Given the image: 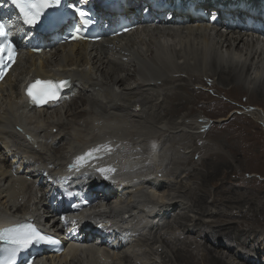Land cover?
Segmentation results:
<instances>
[{"label": "bare ground", "instance_id": "6f19581e", "mask_svg": "<svg viewBox=\"0 0 264 264\" xmlns=\"http://www.w3.org/2000/svg\"><path fill=\"white\" fill-rule=\"evenodd\" d=\"M177 3L180 8L171 23L159 20V15L165 13L157 8L155 13L146 15L147 20L142 16L146 28L115 39L68 42L42 54L23 53L3 79L0 228L28 215L39 220L42 210L49 214L55 207L49 208L46 192L52 196L50 203L57 202L63 207L60 189L70 184L68 174L72 171L68 167L71 164L73 170L77 166L76 156L104 142L115 147L113 152L99 153L87 165L93 163L96 170L104 169L115 175L119 190L95 196V190L90 192L92 199L107 201L105 212H94L92 217L104 216L109 226L123 231L122 249L114 251L112 241L106 246L113 251L106 246H85L90 245L86 241L88 235L91 237L87 228L66 224L62 225L66 233L80 241L68 243L64 253L52 255L42 264H233L231 259L235 258L239 261L234 264H262L259 252L264 254V238L260 237L261 243L255 247L258 256L250 262L246 252L252 254L250 250L254 247L236 240L231 230L230 224L235 219L234 213L229 212L241 208L240 201H224L220 209L215 206L212 209L208 197L220 203L229 191L220 188L224 182L214 181L218 175L216 167L203 173L199 170L200 160L194 161L190 154L194 149L201 152L200 146L194 147L195 141L203 138L202 132L209 122L204 116L193 114L197 96H202L203 105L209 108L215 106L214 99H220L221 95L244 92L250 98L249 116L264 125L261 112L264 25L254 24L252 29L248 26L253 25L246 20L252 10L264 8V0H177ZM196 7L206 9L208 17L194 16L190 9ZM223 10L229 14L226 21L219 16ZM154 22L156 26H152ZM38 77L68 79L69 99L54 108L33 110L27 106L22 85ZM204 78L213 79L207 89L196 84L206 81ZM219 106L228 107L221 101L215 107ZM177 109L179 112L174 114L172 111ZM233 116L230 134L217 138L230 142L228 152L207 154L206 150L204 164L215 161L216 155L217 160L235 172L227 164L237 162L239 149L243 161L258 158L256 150L251 154L248 150L261 137L247 128L251 125L248 119L242 122L240 116ZM186 136L192 144L187 145ZM167 140L171 144H166ZM187 147H193L190 154L183 151ZM172 155L180 158H170ZM52 174L56 176L49 180ZM77 179L80 193H85L88 182L84 183L82 174ZM94 179L95 176L92 182ZM198 179L199 184L194 182ZM39 180L41 184L37 185ZM225 181L229 183L227 177ZM235 181L230 185L242 184L241 187L255 193L264 190L262 185H254L253 177ZM208 182L214 185V190L208 189ZM106 195L108 199H104ZM257 197L256 203L249 205L251 213H245L248 224L235 227L238 233L264 235V199ZM208 216L213 218L207 219ZM177 230H181L180 236ZM223 240L232 243L222 245ZM7 258L8 246L0 244V259Z\"/></svg>", "mask_w": 264, "mask_h": 264}, {"label": "rangeland", "instance_id": "374dc122", "mask_svg": "<svg viewBox=\"0 0 264 264\" xmlns=\"http://www.w3.org/2000/svg\"><path fill=\"white\" fill-rule=\"evenodd\" d=\"M204 79L206 80V78H204ZM208 80L209 79H207L206 81H203V82L198 81V82H196V84H198L197 86H199L201 89L203 87H204L203 89H207L209 87V85L211 83H213V79H210L209 81ZM206 82H207V84H206ZM193 84L195 85V82L194 81H193ZM196 93L197 92H193V94L195 96H197ZM219 97H220V99L219 98H215L214 101H213V103L216 101L215 103L217 104V102L221 101V103L224 102V104H227L228 107H221V106H219V108H217V107H215L216 106V104H215V106H210L209 108H207L205 105H203L204 104V100H203L204 98H202V96H200V97L197 96V98H199L200 101L197 100L198 103L197 102L195 103V106H194L195 107V110L193 111V114H200V116H204L203 118L209 121V122H207V125L204 127L205 129L202 132L203 138H199L198 140H196L195 141V145H194V147L197 146V145L200 146L202 150H201V152H199V150H195L194 149L192 151V153H191V150L193 149V147H187V148H183V151L185 152V154H190L191 153L190 155L192 157H194L193 158L194 161L200 160L199 161V165H200V167H202V169H199V170L203 171V173H205L206 171H208V169H212V167H216V169L218 171V175L214 178V179H216L214 181L217 184H220V182H224V184L221 185L220 188L223 189V190L224 189H227L226 192L229 191L228 193H225L223 195V197L225 199H223L222 202H220V203L217 202L218 200H216V201L213 202L212 201L213 200L212 197H208L209 199L207 198L208 199V203L210 204V207H212V209L214 208V206L215 207H218L220 209L222 207V205L224 203H227L228 201H229L228 203H233L236 200H239L240 201V207L241 208H237L239 206V203L236 202L234 204L235 205L234 207H236L237 210L235 209L234 212H233V210H232V212H229V213H234L233 214V220L235 219L234 222L232 221L230 225L233 226L231 228V230L235 232L234 233V238L236 240L247 244L248 246H250V248H252V246L254 247L253 248L254 250L253 249L250 250L252 254L246 252L247 253V258H249V256H250V262H251L253 259H255L258 256L255 253V252H257L255 250V247H257L258 244L261 243L260 241L264 238V235L263 234H258L257 235V234L250 233V234H248V236H246V231L245 232L243 231L244 233L243 232L238 233L236 231V228H238L239 225L246 226V224H248V222H246L248 220L247 217H246V214H249V212H250L248 208L251 205H253V204L256 203V201L258 200V197L257 196H262L261 199H264V190L261 193H255V192L249 190V188L241 187L242 184H236V183H232V185H230V184H231V182H234L235 180L239 181V178H242V177H244V178H246V177H253L254 180H255V182H256V184H254V185H259V186L262 185V187L264 188V125L262 123L260 124L255 119H253L252 116H249L248 111L250 110L249 107H251L250 104H249V99L250 98H249V96L246 93L242 92L241 94H238V93H233L232 92V93H229V94L221 95ZM227 97H228V99H226ZM238 101H241V102L238 103ZM236 104H239V105H236ZM177 110H174L172 112H174V114H176V113L179 112V109H177ZM261 112H262V114H264V111L263 110ZM233 115H236V117H239L240 116L242 122H244L245 118L248 119L249 122H251L250 123L251 125L250 126H247V128L252 132V134H254V135L257 134L259 137H261V139L255 144V146L253 147V149H249L248 150V153H250V154L253 153L256 150L255 152L259 153L258 158H254V159H249V158H246L245 159L244 158V160L246 161L245 162V161H243V157L240 158V156L243 154V152L239 149L238 150V160H237V162L236 163H233V165H232V163H228L227 164L228 167H234L237 170L235 172L234 171H231V168H226L225 167L226 166L225 164L223 165L221 161L217 160L216 155L214 156L215 157V161H213L212 163L210 162L208 164L207 163L204 164V162H206V160H207V158H206L207 156L204 155V154H206L207 152H208L207 154H209L210 152H216V151H220L222 154H223V151L224 152H228V149H229L228 147L230 146V142H227V141L222 140V139H217V138L220 137V136H223V135L224 136H227V135L230 134V131H231V123H232L230 121L232 120L233 117H235ZM218 118H221V120H219L220 122L219 121L216 122ZM212 119H214V122L213 123H212V121H213ZM78 125H79V123H78ZM145 129H147V128H145ZM186 140H187V145L192 144V142L190 141L191 138L189 136H186ZM213 140H214V142H213ZM218 140H220V142L217 143ZM152 141H154V139ZM166 144H171V143H170V141L167 140L166 141ZM235 144H238V143H235ZM153 145H154V143L151 144V147H153ZM208 145L209 146L211 145L210 148H209ZM216 145H218V148H217ZM204 146H206V147H204ZM215 148H217V149H215ZM258 149H260V150H258ZM206 150H207V152L204 153ZM153 151H155V147H154ZM176 152H177V150H176ZM176 152H175V154H177ZM177 156H178V154H177ZM170 158L179 159L180 156L177 158L176 155H175V157H174V155H172ZM184 159H185V156H184V158L182 160H184ZM167 160H169V159H167ZM217 162H220V163H217ZM215 163H217V164H215ZM237 163H238V165H237ZM257 163H259V164H257ZM226 177H227V180L229 181V183H227L225 181L226 180ZM237 181H235V182H237ZM194 182L197 183V184L201 183L200 182V179L195 180ZM208 186H209L208 187L209 190H214L215 189L214 185L212 183H210V182H208ZM211 198H212V200H211ZM245 200H246V202H245ZM186 201H188V200H186ZM243 203H244V205H243ZM240 209H241V212H240ZM238 212L240 214H238ZM241 216H243L245 218L242 219ZM211 218H213V217L208 216L207 219H211ZM239 221L241 223H239ZM255 224H258V223H255ZM179 225L180 224H177V227ZM195 231L196 230H194V232ZM179 233H181V230H177L178 236L181 235ZM241 235H242V237L244 236L243 239H241ZM182 236H184V235H182ZM256 237H258V239H256ZM239 239H241V240H239ZM252 239H254V240H252ZM223 242L224 243L222 245H228L227 243H229L231 241L230 240H223ZM242 246H244V245H242ZM259 253H261V255H262L261 260L263 261L262 264H264V260H263L264 259V254H263V252H259ZM243 256H245V254ZM236 260L239 261V258H235V260L231 259V262L232 263L233 262L235 263ZM260 264H261V262H260Z\"/></svg>", "mask_w": 264, "mask_h": 264}, {"label": "snow or ice", "instance_id": "6c2138e0", "mask_svg": "<svg viewBox=\"0 0 264 264\" xmlns=\"http://www.w3.org/2000/svg\"><path fill=\"white\" fill-rule=\"evenodd\" d=\"M18 5L23 13L24 20L27 24H35L41 14V11L50 7V0H31L30 3L25 4L21 0H13ZM55 4H59L60 0H54ZM84 16L83 11L80 12ZM0 38H7L6 26L0 22ZM7 53L8 60L13 61L14 46L11 42L4 43L0 41V67L4 59V54ZM3 76V71H0V78ZM66 82H59V86H64ZM27 94L32 103L42 104L47 103L49 99H57V85L51 81L36 80L27 89ZM90 155V154H89ZM80 159H84L83 157ZM103 171V170H101ZM6 235L0 234V240L6 241L8 245L9 258L0 261V264H15L14 257L21 249H26L33 244H40L43 242L53 243L54 241L42 235L32 224H21L16 227L5 230Z\"/></svg>", "mask_w": 264, "mask_h": 264}]
</instances>
